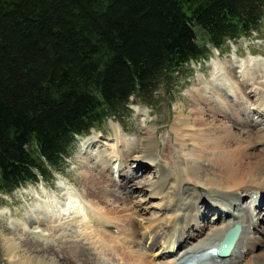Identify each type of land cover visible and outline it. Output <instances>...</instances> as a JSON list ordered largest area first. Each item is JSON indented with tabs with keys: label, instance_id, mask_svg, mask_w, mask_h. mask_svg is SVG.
<instances>
[{
	"label": "trees",
	"instance_id": "16d2710c",
	"mask_svg": "<svg viewBox=\"0 0 264 264\" xmlns=\"http://www.w3.org/2000/svg\"><path fill=\"white\" fill-rule=\"evenodd\" d=\"M263 24L264 0H0V193Z\"/></svg>",
	"mask_w": 264,
	"mask_h": 264
},
{
	"label": "bare ground",
	"instance_id": "6f19581e",
	"mask_svg": "<svg viewBox=\"0 0 264 264\" xmlns=\"http://www.w3.org/2000/svg\"><path fill=\"white\" fill-rule=\"evenodd\" d=\"M253 60H255L254 56L250 54L246 61L247 65L245 63L241 65L244 68L241 71L243 80L236 86L230 81V77H227L229 75L235 78L234 74L230 73L232 69L226 73L222 66L214 67L216 84H222L227 92L229 90L232 93L233 102L228 99L223 100L227 104L224 105L221 93H218V101L229 110L235 109V113L227 112L222 105L216 106L208 98L199 94L192 103L196 107V111H193L201 118L195 119L194 125H190L188 117L182 111L177 116L178 120L172 127V131L182 138L178 140L187 149L186 156L182 158L183 160L181 159V163L185 166L182 171H175L174 161L168 156L166 158L171 160L170 165H166L162 159L154 158L158 141L149 132L142 136L134 148L132 147L134 153L131 161L136 167L134 173L129 169L125 170L129 166L128 163L123 162V166L122 160L119 161L118 155L122 153V151L119 152V147L110 146L112 154L108 156V160L115 159L114 161L120 162L117 168L122 178L120 181H115L109 173L102 170L107 163L104 152H102L104 157L102 162L100 160L88 166V172L83 175L84 183L96 198L103 199L109 205L120 204L118 206L120 208L111 209L115 216H112L111 212L103 206L99 207L100 205L93 200L94 204L105 211L89 208L86 202L82 201V197L88 198L90 195L87 192L82 193L83 195L78 193L74 184L69 188V197L59 203L57 196L52 194L53 188L42 182L44 185L41 188L46 196L44 208H47L49 218L55 222L53 232L62 233L63 236L62 239L57 240V244L50 246L46 244H49L45 241L47 238H40L37 234L22 241L31 255L20 256L19 264H72L77 260H82L84 264H115L117 261L110 257L113 252L119 254L126 264H175L187 253H198L217 246L223 234L235 224L240 225L241 232L227 257H214L190 264H264L263 248L258 252L254 251L256 246L264 245L263 241L251 240L252 237H250L251 227L260 226L259 221L264 225V221L259 219L261 213L254 209L258 205L253 207L254 203L258 204L264 199V90L253 87L256 81H253L248 74L247 68L254 65L250 64ZM241 84L243 89L239 87ZM245 90L247 97L251 93L257 97V100L251 101V104L255 105L253 110H237L240 107L239 101L246 97ZM205 116H209L212 126L205 125L206 121L203 120ZM218 117H223V120L227 122H222L216 129L214 127ZM205 127L214 129H205ZM193 129H195L194 134H192ZM121 131H123L122 128ZM97 139L95 137L88 140L85 143L86 148L98 145L100 140ZM258 139L262 140L263 147L253 150L255 141ZM188 142H192L191 147ZM101 144V146L104 145V143ZM121 146L124 151L128 149L126 152L132 151V148L124 142ZM164 151L169 154L172 152L167 147ZM89 158L91 159L92 156ZM143 167L145 169L151 167L154 177H157L156 180L149 179L145 174L146 171L144 175L143 172L138 171ZM135 180L140 184H146L143 188L150 191L149 197H160L163 201L154 203L158 205L163 203L164 207H169L172 212L170 217H167L169 215L166 216L163 211L164 213L152 219V222L149 221L148 227L143 232L138 231L139 227L134 220V215L138 214L139 210L145 211L147 202H143L144 197L132 199V196L141 194L134 189ZM35 185L37 186L33 187L34 190L38 187V183ZM170 186L174 188L172 191L174 197L169 191ZM202 186L208 187L210 192L208 193V190L200 194L198 187ZM125 192L131 193L125 194ZM167 193L169 194L166 196ZM245 194L250 195L247 205H243L241 201ZM168 198L171 200L169 201ZM171 201L172 205H170ZM192 211H198L199 219L207 222L204 223V227L201 225L196 227L197 223L192 224V221L197 222L196 214ZM210 214L214 219L208 218ZM93 221L95 227L91 228L90 223ZM32 222L27 220L21 228L30 226ZM134 222L135 226H133ZM124 224H129L132 230L127 229ZM83 225L86 231L80 230V226ZM205 228H209L210 234L207 232L204 237L201 233ZM96 231L100 233V238L89 241L92 232ZM121 237L125 238L122 243L119 242ZM157 244H160L161 248L153 252ZM16 248L11 244L9 251L14 253ZM106 256L107 258L104 259Z\"/></svg>",
	"mask_w": 264,
	"mask_h": 264
},
{
	"label": "rangeland",
	"instance_id": "374dc122",
	"mask_svg": "<svg viewBox=\"0 0 264 264\" xmlns=\"http://www.w3.org/2000/svg\"><path fill=\"white\" fill-rule=\"evenodd\" d=\"M250 54L253 55L255 59L253 61H250V64L254 65L252 67L248 66L247 68V70L249 71L248 74H250L249 76L253 78V81H256V83H253V87L264 90L263 24L259 32H254L252 37L240 38L236 41H227L224 45L221 46L220 51L213 50L209 54L208 59L198 64L192 62L185 73H182L181 75L178 74L175 77V84L173 87L166 88L165 86H160L157 89L156 95L149 103H143L139 101L135 103V105L131 106L130 113L126 112L125 116L118 117L115 120H112L110 118H104V121H102L101 124L96 125L95 128H92L88 132V137H79V140L76 142L75 146L73 147V150L67 158L65 167L60 171V173L56 174V179H49L45 182L46 185H48L50 188H53L52 194L57 196L59 203L64 202L66 198L69 197L70 186L73 187L72 184H74L75 188L77 187L76 189L78 193L86 194L87 192V194L90 195L89 197L87 196L88 198H86L85 196L82 197V201L86 202L85 204L89 208L93 210H102L99 207L103 206L106 210H108V212H111L112 216H115L113 215L115 213H112L111 209L120 208L118 207L120 204L118 203L115 205H109V203H106L103 199H99L93 196L92 192L89 190V188L83 181V175L88 172V166H92L95 162L97 163L100 160V162H102V158H104L103 155H106L105 158L107 160V163L104 164L105 168H102V170L104 169L105 172L109 173L111 175L110 177L114 178L115 181H120V179L122 178L121 176H119L117 170L120 162L118 163V160L114 161L115 159L113 161L108 160V156L112 154L111 148H116V145L117 147H119V152L122 151V153H119L120 155L117 154L118 158L120 157L119 161L122 160L123 166L124 163H128L129 166L125 168V170L129 169V171L131 170L130 172L134 173L136 167H134L135 165H133L135 163L131 161V159H133L134 153L133 148L141 140L142 136H144L147 132H149V134L154 135V137L158 141V146L154 151V158L162 159V161H164L166 165H170V159H172L176 166L175 171H182L185 166L181 163V159L186 156L187 149H185L186 147L182 146V144H180L178 140V138H182L172 131V127L178 120L177 116H179V114L183 112V114L188 117L190 122L189 124L194 125L195 119L201 118L196 114V107H194L192 103L194 98L198 97L199 94L208 98L212 103L216 104V106L220 105L218 101L219 98H217L218 93H221L222 102L224 105L226 103L223 100L228 99V101L231 100V102H233L231 97L232 93L229 90L227 92V89L223 87L222 84H216L215 80H217V77L214 74V67H218V65H220L225 69L226 72L232 69V72L230 73L232 75L234 74L235 78L230 76V80L234 84V86H236V84L238 85L243 80V77L241 76V71L244 68H242L241 65L244 63L245 65H247L246 61L249 58ZM212 81L214 83H212ZM227 84H229V82H227ZM242 86L243 85L241 84L239 87ZM245 93L246 90L244 91V95ZM242 94L240 95L242 96ZM245 96L242 101H239L240 107H237V110H253L255 108L254 103L251 104V101L257 100V97L253 93L249 94L248 97L247 95ZM223 107L227 112L231 114L236 112L235 109L229 110L226 106ZM203 120L206 121L205 125H213L212 121H210L211 119L209 118V116H205ZM224 121L226 120H223V117H218V122L215 123L214 128L217 129L219 126H221V123ZM121 128L123 129V131H121ZM208 128L211 129L212 127H205V129ZM195 129H193V131L191 130L192 134H194L193 132L195 131ZM95 137L100 140V143H98V145H95L96 147L90 146L86 148L85 143ZM123 142L127 144L128 147H133L131 149L132 151H128L129 153L126 152V150L128 149H125L124 151V148L121 146ZM255 142L256 143L253 150H257V148L261 149L263 147L261 139H258ZM101 143H104V145L101 146ZM188 144L189 147H191L192 142H188ZM97 146L100 147L97 148ZM166 147L172 151L170 152V154L164 151V148ZM98 149L101 152L98 151ZM102 152H104L105 154H103ZM90 156H92L91 159L89 158ZM167 156L170 159L166 158ZM141 163L145 164V162ZM146 164L149 165V163L147 162ZM148 165H146V167H149ZM132 169L134 171H132ZM138 171L143 172V175L146 171L145 174L151 180H156L157 178L154 177V172L153 170H151V167L148 169H145L143 167ZM203 178H205V176H203ZM112 183L117 185L113 181ZM43 185L44 184L42 182L38 183L39 188L37 187L36 190H34L33 187H36L37 185H35L34 183H30L20 186L10 194L0 193V264H19L18 260L20 259V256H30L31 254L29 253L27 246L23 245L22 241L29 239L34 234L39 235L40 238H47L45 239V241L49 242V244L46 243L48 246L55 245L57 244V240L62 239V233L58 232L57 234H55L53 232L54 229L52 228L54 227L55 222L54 220L49 218L47 208H44L46 196L45 192L41 188ZM145 185L146 184L138 183L137 180H135L133 184L135 191H140L141 194L132 196V199H139L144 197L143 202H147V209L145 211L139 210V213L134 215V220L137 221L136 224L139 227L138 231L140 232H143L144 229L148 227L149 221L152 222L155 217L159 216L161 213H164L163 211H165L166 216L169 215L167 217H170V214L172 213L169 207H164L163 203L162 205L154 203L160 201L161 199L160 197H149L148 195L150 191H148L147 188H143ZM173 189L174 188H171L170 186L169 191L172 195ZM206 191H208L209 193L210 189L206 186L198 187V192L200 194L206 193ZM130 193L125 192V194ZM168 194L169 193H167L166 196ZM249 198V194H245L242 197L241 201L243 205L248 204ZM92 200L100 206L98 207L92 202ZM168 200L170 201L171 199L168 198ZM179 201H181V199ZM170 205H172V201ZM255 205H258V207H254ZM253 207L256 212H260L263 215L262 216L260 214L261 216L259 215V219H262L264 221V199L262 201H259L258 204L257 202L256 204H253ZM104 211L105 210H102V212ZM192 213L196 214L197 217V222L192 221V224L197 223L196 227H198L199 225H201V227H204V223L206 224L207 222H202V219H199L200 217L197 216L199 215L198 211H192ZM209 217L211 218L212 214L208 215V218ZM212 219L214 218L212 217L211 220ZM27 220H29V222H33L30 223V226L23 228V230L21 228V225H23L24 222H27ZM94 223V221L90 223L91 228L95 227V225H93ZM258 223L261 227H251L250 237H252L251 240L255 239L257 241H263L264 244V225L260 221ZM124 225L127 229L132 230V227L129 224ZM133 226H135V222ZM82 229L86 231L84 225L80 226V230ZM203 231L204 232L201 233V236L205 237L207 232L208 234H210L209 228H205ZM99 238L100 233L98 231L92 232L91 236L89 237V241H93L94 239L97 240ZM124 239L125 238L120 239L119 242H124ZM11 244L17 247L14 253L9 251V247ZM113 244L117 245L118 243L114 242ZM159 248H161V245L157 244L153 248V252H155ZM262 248L264 250V245H258L255 247L254 251L258 252ZM110 257H113L115 261L120 262V264H126L124 263V260H122V257L116 252H113ZM105 258H107V256L104 257V259ZM117 262H115V264H117ZM72 264H84V262L82 260H77L75 262L73 261Z\"/></svg>",
	"mask_w": 264,
	"mask_h": 264
},
{
	"label": "water",
	"instance_id": "95a60500",
	"mask_svg": "<svg viewBox=\"0 0 264 264\" xmlns=\"http://www.w3.org/2000/svg\"><path fill=\"white\" fill-rule=\"evenodd\" d=\"M239 228V225H235L226 231L218 249V253H220V255L227 253L232 247L234 241L236 240L239 234Z\"/></svg>",
	"mask_w": 264,
	"mask_h": 264
}]
</instances>
